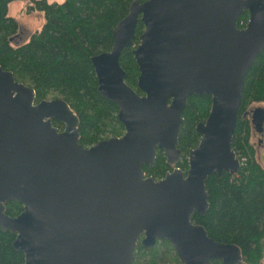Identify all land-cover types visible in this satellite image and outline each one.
I'll return each mask as SVG.
<instances>
[{
    "label": "water",
    "instance_id": "95a60500",
    "mask_svg": "<svg viewBox=\"0 0 264 264\" xmlns=\"http://www.w3.org/2000/svg\"><path fill=\"white\" fill-rule=\"evenodd\" d=\"M139 20L145 28L136 44ZM113 34L112 49L91 61L125 131L88 147L64 98L36 103L35 89L0 64V227L16 235L25 264H131L139 243L153 248L161 239L183 264H245L237 244L214 239L192 215L209 208V175L240 170L232 141L247 73L264 50V0H134ZM125 47L143 94L126 81ZM192 94L211 96L212 106L184 171L175 165ZM157 149L175 166L158 180L143 169ZM9 201L23 210L9 215Z\"/></svg>",
    "mask_w": 264,
    "mask_h": 264
},
{
    "label": "trees",
    "instance_id": "16d2710c",
    "mask_svg": "<svg viewBox=\"0 0 264 264\" xmlns=\"http://www.w3.org/2000/svg\"><path fill=\"white\" fill-rule=\"evenodd\" d=\"M0 0V64L12 70L15 78L36 91L35 102L64 98L80 119V143L88 147L99 140L120 136L125 131L118 118V105L98 90V79L91 57L113 47V30L130 10L134 0H32L30 7L45 13L43 27L32 33L26 42L14 41L20 36L17 20L9 14V3ZM141 2L144 0H140ZM249 18L245 11L238 26L245 27ZM145 25L138 21L135 43ZM120 63L127 73V83L138 88L139 66L131 47H125ZM264 50L250 67L239 107L232 148L244 157L240 170L232 175L212 173L206 180L209 208L204 214L195 212L194 223L205 226L208 234L222 242L237 244L245 264H264V165L257 157L255 132L264 140ZM212 98L207 94L188 97L183 113L178 146L181 159L175 166L187 170L190 149L196 147L201 134L196 127L208 117ZM261 119L254 120V113ZM53 124L63 129L57 119ZM167 161L164 150L157 149L153 165H144L147 176L163 178L175 167ZM23 204L6 203V213L19 214ZM15 234L0 227V264H25V254L15 248ZM131 264H183L174 245L167 239L157 241L153 248L140 243ZM209 264H224L214 259Z\"/></svg>",
    "mask_w": 264,
    "mask_h": 264
},
{
    "label": "rangeland",
    "instance_id": "374dc122",
    "mask_svg": "<svg viewBox=\"0 0 264 264\" xmlns=\"http://www.w3.org/2000/svg\"><path fill=\"white\" fill-rule=\"evenodd\" d=\"M48 1L63 2L64 0ZM32 2V0H14L9 3V14L17 20L20 30V36L15 38L14 41H28L32 33L36 30L41 29L45 23V13L41 10L32 9L30 7ZM259 106H264V104H255L256 108ZM261 138L262 136L258 132H255V137L253 138V141L256 144L257 157L260 161H262L264 165V140H262Z\"/></svg>",
    "mask_w": 264,
    "mask_h": 264
},
{
    "label": "flooded vegetation",
    "instance_id": "af4514ba",
    "mask_svg": "<svg viewBox=\"0 0 264 264\" xmlns=\"http://www.w3.org/2000/svg\"><path fill=\"white\" fill-rule=\"evenodd\" d=\"M253 117H254V120L255 121H258L259 119H261L258 115H255V113H254V115H252ZM144 235H142L141 236V238L143 237Z\"/></svg>",
    "mask_w": 264,
    "mask_h": 264
},
{
    "label": "built area",
    "instance_id": "2783aa9c",
    "mask_svg": "<svg viewBox=\"0 0 264 264\" xmlns=\"http://www.w3.org/2000/svg\"><path fill=\"white\" fill-rule=\"evenodd\" d=\"M245 160V158L244 157H241L240 158V161H241V163H242V161H244Z\"/></svg>",
    "mask_w": 264,
    "mask_h": 264
}]
</instances>
